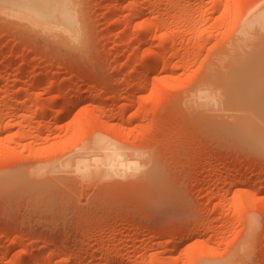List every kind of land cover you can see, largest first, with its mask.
Segmentation results:
<instances>
[{
    "label": "rangeland",
    "instance_id": "obj_1",
    "mask_svg": "<svg viewBox=\"0 0 264 264\" xmlns=\"http://www.w3.org/2000/svg\"><path fill=\"white\" fill-rule=\"evenodd\" d=\"M4 1L0 264H264V121L195 100L264 46V0H69L70 40ZM106 143L137 165L69 167Z\"/></svg>",
    "mask_w": 264,
    "mask_h": 264
},
{
    "label": "bare ground",
    "instance_id": "obj_2",
    "mask_svg": "<svg viewBox=\"0 0 264 264\" xmlns=\"http://www.w3.org/2000/svg\"><path fill=\"white\" fill-rule=\"evenodd\" d=\"M5 1L2 2L3 5L10 7V10L15 9L18 11V12L14 11V13H12L13 14L12 16H14L15 14H18L19 15L18 17H21V18L24 17L25 19L27 18L30 24L32 25V27L37 26V28L39 27V29L41 28V30L43 28L44 31H48L47 30L48 28L51 32H53L52 29L55 31L58 30L57 34L61 33L62 37L67 38V39L69 38V40L72 36L77 37L79 33V27H78L79 20L76 17V15H74V12L72 11L73 3H71L69 0H10V2L8 0L7 1L8 4ZM21 18L20 20L23 21V19ZM261 18L264 19V15L263 17H260V19ZM261 47L262 48H258L260 50H258L253 55H250L248 57L239 58L238 60L236 58H233L232 60H235V61L230 60V63H228V65L226 66L227 69H226V72H224V74H222L216 79H210V82L208 81L209 83L203 86L204 88L203 87L201 89L198 88L199 90L198 89L196 90L197 91L195 94L196 96L194 95L196 102L201 107H207L208 109H210L209 107L210 106L212 107L213 102H215L216 100H220L219 101L220 103L218 102L217 104L218 109H219V105L221 108H223L226 111L229 109L232 110V109L237 108L238 110L236 111L237 113H240V114L239 115L237 114V116H235L236 114L234 115L235 117H237V118L234 117L236 119V122L238 120L237 124L236 125L234 124L235 125L234 129L238 128L236 132L244 133V135L241 134V136L245 138H249L251 134H248V133L250 131L252 133V131H254V129L258 127V124H259L260 126L259 131H258L259 133L258 132L255 133L256 135H254L253 133V136H256V139H254L255 137H253V139L256 141L259 140V138L262 139V141H264V135H263L264 131H262L264 129V126L263 125L261 126L260 125L261 123L257 124V121H256V117L264 121V46L262 45ZM154 57L156 58V56ZM145 62L143 64L144 66L143 68L146 69L147 66H149V64ZM156 63H157L156 61L155 62L153 61V63H151L150 66L152 65L154 67L155 66L157 67ZM37 77L39 78V76ZM218 89L222 90V95H224L225 97L224 101H221L223 100V98L218 99L221 96L220 95L221 93H219L220 91H218ZM59 103L60 101L56 103V105ZM244 111L245 112L249 111V112L245 113ZM232 112H235V111L233 110ZM241 112H244L243 116H241L243 114ZM255 122L257 125L255 124ZM247 130H248V133H247ZM255 130L257 131L258 128ZM260 131L262 133H260ZM250 138L252 139V137ZM260 141L261 140H259V142L257 141L258 146L264 143ZM104 144L96 145L101 149V150L99 149L98 151H100L102 154L101 153L96 154L97 151L95 154H93V152L95 151L92 148L91 149L93 151V152L91 151L92 154L88 152L86 154H83L84 156L77 157L76 159L72 161L67 160L68 163L70 162L69 167H73L74 170L76 171H79V172L81 171L83 175H86V176H89L90 173L92 174L96 173L93 175L98 176L100 172H107L108 174L113 171L115 172L119 166L126 168L134 164L137 165L136 163L137 160H134V161L133 159L129 160L127 156L125 155V152L120 147H117L113 145L112 143H106V145ZM262 147H264V145H262ZM66 166L68 168V165ZM121 167H120V170H121ZM103 174L104 173H101L100 176L103 177ZM108 174L106 175L108 176ZM247 195H248V199L251 201L253 199V195L250 192H248Z\"/></svg>",
    "mask_w": 264,
    "mask_h": 264
}]
</instances>
